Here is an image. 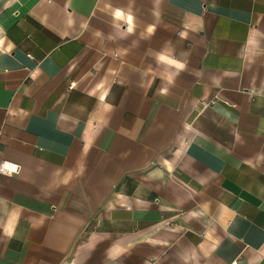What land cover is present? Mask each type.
I'll return each mask as SVG.
<instances>
[{"label":"crops","instance_id":"0c3cea01","mask_svg":"<svg viewBox=\"0 0 264 264\" xmlns=\"http://www.w3.org/2000/svg\"><path fill=\"white\" fill-rule=\"evenodd\" d=\"M2 163L0 264H264V0H0Z\"/></svg>","mask_w":264,"mask_h":264},{"label":"built area","instance_id":"2783aa9c","mask_svg":"<svg viewBox=\"0 0 264 264\" xmlns=\"http://www.w3.org/2000/svg\"><path fill=\"white\" fill-rule=\"evenodd\" d=\"M16 168H13V170H15ZM0 170L1 171H7V170H12V169H10L7 165H6V163H2V165L0 166ZM235 264H238V263H235Z\"/></svg>","mask_w":264,"mask_h":264}]
</instances>
